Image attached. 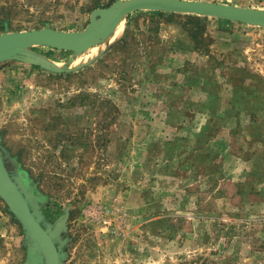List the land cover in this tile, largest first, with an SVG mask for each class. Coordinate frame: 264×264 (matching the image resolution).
<instances>
[{"label":"rangeland","instance_id":"obj_1","mask_svg":"<svg viewBox=\"0 0 264 264\" xmlns=\"http://www.w3.org/2000/svg\"><path fill=\"white\" fill-rule=\"evenodd\" d=\"M127 1L0 0V36L81 33L94 11ZM195 1L264 11V0ZM113 34L114 42L81 51L31 48L60 68H78L71 72L0 62L4 165L25 200L37 191L50 226L69 213L64 264H264V26L142 10ZM170 51L188 55L171 63L182 64L178 81L185 66L207 78L199 82L215 101L203 108L218 118L207 137L224 138L212 152L204 151L206 136L191 153L195 146L175 140L174 128L157 137V123L143 120L153 109L142 85L150 70L170 64ZM223 104L235 111L221 112ZM182 145L187 152L175 153ZM30 249L43 264L0 196V264H28Z\"/></svg>","mask_w":264,"mask_h":264},{"label":"water","instance_id":"obj_2","mask_svg":"<svg viewBox=\"0 0 264 264\" xmlns=\"http://www.w3.org/2000/svg\"><path fill=\"white\" fill-rule=\"evenodd\" d=\"M142 10L195 14L264 26L263 10L195 0H130L118 3L112 8L94 11L89 27L81 33L61 32L46 28L27 33L1 35L0 62L8 59H20L53 71L71 72L78 68H60L48 60L32 54L31 48L46 45L57 50L81 51L88 47L106 43L112 37L120 22L126 19L129 14ZM99 16L102 17V21L98 22ZM0 196L6 201L10 210L28 232L32 246L39 253L43 264H64L66 256L63 250L66 242L62 239V232L67 230L69 213L67 212L54 227L48 225L47 230L44 229L41 225L44 215L32 201L34 198L30 200L23 198L5 168L1 150Z\"/></svg>","mask_w":264,"mask_h":264},{"label":"crops","instance_id":"obj_3","mask_svg":"<svg viewBox=\"0 0 264 264\" xmlns=\"http://www.w3.org/2000/svg\"><path fill=\"white\" fill-rule=\"evenodd\" d=\"M112 37L110 39V43ZM180 54L182 53H179L177 51H170V53L168 54V57H170L168 60L171 61L169 65H160L158 68L156 66L149 71L150 76L148 74L147 80L151 81L144 82L145 84L142 85V90L145 95L144 100H146L148 109L153 110L152 112H150L152 114L145 116L143 120L146 122L152 121L157 123L159 127V132L155 134L157 137L165 136L166 132L171 131L174 128V130L176 131L174 135L175 140L177 138L178 140H180V143H185V146L186 144H191L192 147L194 145L195 147L190 150V152L196 154L200 150L198 145L201 138H203L204 136L207 137L208 131H211L212 127H217V123L215 124V120L217 117L213 116L212 113L208 111L207 107L203 108V106L208 102H213L215 100L214 97H211V93L206 87V80L204 84L199 82L201 78L206 77H200V74H193L192 71H189L190 69L186 68V66L182 71L184 74L187 73V75L183 78L184 83H181V81H178L176 79L177 72H179V69L182 68V64L178 63L179 66H177V64L171 63L176 62L179 57L182 60L184 57L185 59L186 57H188L187 54H182V56ZM147 73L148 72H146L145 74ZM165 74L166 76H164ZM165 83H167V85H165ZM198 92L201 96L200 98L198 96L199 100H197V102L194 98H192V95L193 93L197 95ZM188 105L193 106V108H189ZM194 106H197V109H194ZM223 106L224 107H222L221 112L226 111L227 113L231 114L235 111L234 108L229 107L226 104H223ZM182 109L184 111L190 109V111L183 112ZM155 110L158 112L157 114H154ZM165 112L167 113L165 114ZM237 113L240 114L241 112L236 111L235 116L237 115ZM230 117L231 116L228 117V120L230 119ZM167 121L170 122V125H166ZM152 126H155V124H153ZM148 127L150 128L151 125H149ZM222 127L224 129L228 127L226 129V134L231 132L229 125L224 126L222 124ZM166 129L168 130L166 131ZM222 139L224 138L222 137L221 139H219L215 136H212L210 138L207 137L205 141L206 148L204 149V151L206 153H208L209 151L212 152L215 145H218L219 148L222 147L221 144H224L223 142H221V144H218V142L222 141ZM164 146L165 145L161 146V144H159V152H165ZM185 146L183 147L182 145V150H179L178 148L175 153H180V151L182 153H186L187 150ZM219 151L220 153H222L223 151L229 153V151L225 149ZM219 151L218 149L216 150V152ZM179 157L180 156L175 157V160H177Z\"/></svg>","mask_w":264,"mask_h":264},{"label":"flooded vegetation","instance_id":"obj_4","mask_svg":"<svg viewBox=\"0 0 264 264\" xmlns=\"http://www.w3.org/2000/svg\"><path fill=\"white\" fill-rule=\"evenodd\" d=\"M32 191H33V193L35 194V198H34V200H35V203H36V205L38 206V208L40 209V210H42L43 208H42V205H41V202H40V200H39V195L37 194V191H35V189H32ZM42 227L44 228V229H46L47 230V228H48V225H49V222L47 221V219L46 218H44V220L42 221ZM57 245H58V243H56ZM28 253H29V262H28V264H37V258H36V256L34 255V253H33V251L30 249V250H28Z\"/></svg>","mask_w":264,"mask_h":264},{"label":"bare ground","instance_id":"obj_5","mask_svg":"<svg viewBox=\"0 0 264 264\" xmlns=\"http://www.w3.org/2000/svg\"><path fill=\"white\" fill-rule=\"evenodd\" d=\"M114 35V34H113ZM115 37H116V34L114 35V37L112 38L111 42H114L115 41ZM105 44L101 45V46H98L99 48H96L93 53L88 56L87 58H94L98 55L99 51L103 50Z\"/></svg>","mask_w":264,"mask_h":264},{"label":"trees","instance_id":"obj_6","mask_svg":"<svg viewBox=\"0 0 264 264\" xmlns=\"http://www.w3.org/2000/svg\"><path fill=\"white\" fill-rule=\"evenodd\" d=\"M174 16H175V15L173 14V15L170 16V18H174ZM188 19H190V18H188ZM189 35H190V38H191V39H193L194 41L197 42L198 37H197L196 34H191V33H190Z\"/></svg>","mask_w":264,"mask_h":264}]
</instances>
